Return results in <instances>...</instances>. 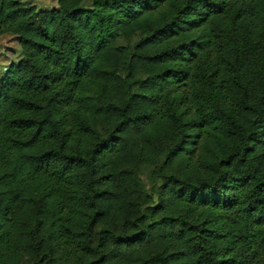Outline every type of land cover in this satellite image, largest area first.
I'll use <instances>...</instances> for the list:
<instances>
[{"label": "trees", "instance_id": "1", "mask_svg": "<svg viewBox=\"0 0 264 264\" xmlns=\"http://www.w3.org/2000/svg\"><path fill=\"white\" fill-rule=\"evenodd\" d=\"M0 0V264H264V0Z\"/></svg>", "mask_w": 264, "mask_h": 264}, {"label": "rangeland", "instance_id": "2", "mask_svg": "<svg viewBox=\"0 0 264 264\" xmlns=\"http://www.w3.org/2000/svg\"><path fill=\"white\" fill-rule=\"evenodd\" d=\"M18 2L33 5L40 11H51L58 9L57 0H16ZM90 3V0H89ZM20 58V47L13 35H0V70L2 73L10 67L13 62Z\"/></svg>", "mask_w": 264, "mask_h": 264}]
</instances>
